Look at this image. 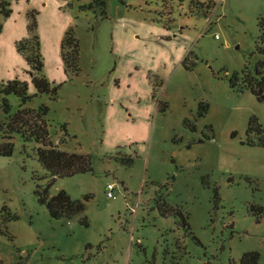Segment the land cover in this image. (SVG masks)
Instances as JSON below:
<instances>
[{
  "label": "rangeland",
  "instance_id": "374dc122",
  "mask_svg": "<svg viewBox=\"0 0 264 264\" xmlns=\"http://www.w3.org/2000/svg\"><path fill=\"white\" fill-rule=\"evenodd\" d=\"M191 1L8 0L0 83L24 82L32 98L22 108L47 107L50 142L88 155L91 170L50 185L49 197L84 203L52 219L35 195L51 180L39 146L12 135L0 156V264H241L248 252L264 264V140L246 135L250 118L264 132V101L242 82L264 64V0H197L213 3L208 18ZM66 33L78 44L75 75L61 57ZM31 34L55 98L36 93L16 51Z\"/></svg>",
  "mask_w": 264,
  "mask_h": 264
},
{
  "label": "trees",
  "instance_id": "16d2710c",
  "mask_svg": "<svg viewBox=\"0 0 264 264\" xmlns=\"http://www.w3.org/2000/svg\"><path fill=\"white\" fill-rule=\"evenodd\" d=\"M182 1V0H181ZM0 14L8 16V0L5 4L0 3ZM192 8L208 18L213 10V3L207 2L206 5H198L197 0L191 1ZM94 6H105V0H89L87 6L82 9H92ZM4 10V11H3ZM262 29L261 41L264 42V22L260 24ZM34 21L30 28L33 31ZM18 54L23 55L29 68L28 74L31 77L32 84L38 95H48L55 98L57 88L48 82L42 75V60L38 52L37 38L31 34L29 40L21 41L15 44ZM258 52L264 54V49L258 48ZM61 57L65 70L76 74L78 72V44L76 39L66 33L61 43ZM185 63V60L183 64ZM264 64L259 62L254 68V75L248 74L247 69L243 71L242 82L258 101H264ZM238 82V76L234 74L229 79L231 88H235ZM15 96L20 102V109L11 114V108L7 97ZM32 96L27 94V85L18 79H13L5 84L0 83V109L6 116V123L0 124L2 140L0 142V156L8 157L12 153V135L18 134L25 143L34 141L39 147L36 149V157L39 164L47 171L51 180L44 189H38L35 192L39 204L43 205L52 219L72 218L81 214L84 210V203L80 200H71L65 192L61 191L53 197H49L48 189L57 178L72 177L77 174L86 173L91 170V161L88 155L79 153H67L58 149L56 145L50 142L47 126L44 117L47 114V107L42 106L38 110L22 108L31 100ZM257 135L264 140V132L255 118H250L246 131L247 137ZM249 146L254 144L248 141ZM264 146V141L259 143ZM121 161L129 165L132 162L130 158H123ZM88 199V197H85ZM159 214L166 216H182L179 211L166 207L164 204H155ZM262 212V209H259ZM85 224V222H84ZM181 225L186 228V223L182 219ZM259 254L257 252L245 253L241 259V264H258Z\"/></svg>",
  "mask_w": 264,
  "mask_h": 264
},
{
  "label": "built area",
  "instance_id": "2783aa9c",
  "mask_svg": "<svg viewBox=\"0 0 264 264\" xmlns=\"http://www.w3.org/2000/svg\"><path fill=\"white\" fill-rule=\"evenodd\" d=\"M215 37H217V36H215ZM107 197L108 198H111V199H114L115 198V196L112 194V186L111 185H108L107 186Z\"/></svg>",
  "mask_w": 264,
  "mask_h": 264
}]
</instances>
